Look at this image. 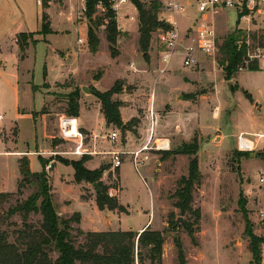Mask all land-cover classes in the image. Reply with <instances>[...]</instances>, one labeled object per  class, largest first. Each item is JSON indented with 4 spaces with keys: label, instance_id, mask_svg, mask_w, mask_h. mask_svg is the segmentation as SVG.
Returning <instances> with one entry per match:
<instances>
[{
    "label": "rangeland",
    "instance_id": "1",
    "mask_svg": "<svg viewBox=\"0 0 264 264\" xmlns=\"http://www.w3.org/2000/svg\"><path fill=\"white\" fill-rule=\"evenodd\" d=\"M125 6L128 5H124L119 10L120 14ZM103 14L102 9H100L99 15L103 16ZM197 15L195 7H191L188 8L185 15L178 18L181 34L187 32V28L194 22ZM219 16L216 18V23L219 24H216V27L220 45L236 29L231 30L225 27L234 26L237 13L230 11L229 18L225 22ZM212 19L211 14H209L208 20L213 21ZM136 24L139 27V18L131 30L129 42L124 50V58L119 62L120 67L124 66L127 69V66L132 69V38L136 37ZM240 30L244 32L247 40H251L250 34L255 33V31L247 29ZM191 34H193L192 30L188 37ZM37 35L47 36L40 32L27 35L26 40L29 47L36 45L35 37ZM104 35L106 36L105 33ZM152 36L151 43L154 42V45L153 47L150 45L149 51L152 48L153 52L151 56L149 52L148 57H152L153 60L149 62L145 60L144 53L138 49L137 58L133 61L136 66L146 61L149 68L155 71L156 69L160 70L164 65L160 59L157 34L154 33ZM187 42L185 40L184 44L186 45ZM42 48H44L43 45H37L29 61H26L25 67L30 70L31 78L28 75L23 76L24 81H20V84L19 78H17L18 72L12 63H6L5 66L0 67V110L6 114L5 123L4 121L0 122V196L4 195V197H0V217H4L3 224L0 223V233L6 231L9 234L10 242H14L13 231L21 228L22 219L19 215L10 218L7 212L19 202L27 199L34 191L33 186H28L21 193L18 192V183L21 180L19 159L28 158L23 156L21 151L37 150L38 152L41 150L43 155L31 156L30 166L32 170L42 169L39 157L44 159L46 167L52 164L50 170L45 168L48 177H50V172L57 163L65 165L66 161H72L67 159L68 156L64 155L62 151H58L52 146L51 141L60 140L58 138L51 139L53 136L59 135L61 138H66V143H64L67 144V148L74 149V152H81V155L77 156L82 158L85 154L80 148L81 143L86 139L85 133L68 117L60 116L62 117L60 118L55 115L57 113L63 114L67 109L68 96L65 92L69 90L68 87L71 83L66 81L65 84L58 85L53 89L45 85L43 90L51 93V97L45 103V108H42V96L34 91L33 85H42L45 78L44 63L41 60ZM104 49L105 54L111 56V51ZM196 56L209 61L207 68L199 66L198 70H195L196 67H184L183 54H176L169 65V69L159 79L155 88H157L160 102H167L169 98H178L182 92H194L191 96L199 99V103L194 106L197 111V116L194 117V126L199 127L203 133L197 130L192 138L176 142L172 154L171 152H169L170 154L158 152L151 163L152 169L149 177L142 171L137 173L135 168L129 164L122 167L120 180L123 193L121 199L130 203L132 210L127 208L129 212H133L130 220L137 224L147 219L143 214L150 210V194L142 183V178L146 179L152 188L156 201L155 208L157 211L161 210V214L168 221V226L162 231L165 242L161 264H180L177 244L183 251L185 264H250L253 256L251 240L246 233L245 218L249 221L253 233L259 237L261 230L257 223V212L263 193L258 186V174L264 168V143L258 145L254 152H250V154L247 152L244 156H240L241 152L237 149V139L241 134L256 139L255 135L264 133V70L260 67L261 72L252 73L246 69H240L235 79L227 81L219 64L220 54L215 60L202 53H197ZM114 62L115 59L111 61V59L104 58L100 61L109 70L113 68ZM104 67L99 68L93 75L97 77L98 74L103 73ZM211 68L214 70L212 71ZM64 70L58 67L52 70L50 75L53 79L61 80ZM112 79L113 75L107 74L100 87L109 89ZM235 84L239 87L237 90L233 89ZM125 86L129 87L128 85ZM214 86L220 94L215 92ZM88 88L93 94V88L91 86ZM244 91H247L251 98L246 97ZM79 92L81 95V90ZM208 96H210L209 99ZM115 98L118 97H113V99ZM260 101L262 106L257 109L255 104ZM24 108L28 111L36 110L38 112H32L33 115L22 114ZM152 108L151 106V112L154 109ZM169 108V106L160 108L159 114L166 115ZM47 110L50 115H47ZM154 113L156 116V110ZM215 114L219 118L218 120L213 117ZM33 116L34 118H44L45 122H43L44 120L42 123L36 122ZM252 117L256 118V124L249 122L248 119ZM57 118L60 119L56 128L54 120ZM247 120L248 128L246 127ZM10 123L14 125L10 126ZM93 125L98 127L97 122ZM217 127L224 135L223 138L221 133L216 135L214 132ZM111 128L117 129L113 126L109 127V129ZM123 135H126L125 132ZM122 138L120 134V142H123ZM78 141L80 146L76 148L79 144ZM194 142H197L199 146L196 156L201 174V183L195 186L192 192V208L193 210H200L201 214L198 222L195 221V215L186 214L182 216L180 210L174 206L177 201L174 194L178 189V182L182 177H187L189 171L191 156L185 153V147L190 148L189 146H193ZM36 144L39 146H37L38 148H36ZM251 154H254V157ZM156 160L160 161L159 165ZM69 169L71 170V168ZM110 174L111 176L103 184L110 187L109 194H113L111 196H116L118 189L117 173L110 172ZM89 186L87 193L94 192V187L90 183ZM57 187L58 194L56 197L63 198L66 196L65 189L59 185ZM242 201L243 205L240 204ZM179 217H182V222L176 225ZM29 222L39 225L41 216L31 215ZM171 224L173 225L170 226ZM261 258V264H264L262 254ZM143 264L151 263L145 259Z\"/></svg>",
    "mask_w": 264,
    "mask_h": 264
},
{
    "label": "crops",
    "instance_id": "2",
    "mask_svg": "<svg viewBox=\"0 0 264 264\" xmlns=\"http://www.w3.org/2000/svg\"><path fill=\"white\" fill-rule=\"evenodd\" d=\"M42 2L43 0H0V67L5 66L6 63H12L18 72L17 78H19L18 81L20 84V81H24L23 79L25 75L30 76V70L25 67L26 61H29L33 54V50L37 45H43L44 48L41 49V60L44 63L45 78L42 85H33L34 91L42 96V108H45V103L51 97L50 92H45V90H43L46 87L45 85H48V88L52 87L53 89L54 87L63 85L66 81H69L71 83L68 87L69 90L65 92L67 96L76 90H81L79 100L80 113L79 117L75 118L74 124L86 135V139L81 143L82 146L80 147L85 153L84 156L88 157L85 166L89 170L99 169L103 165L110 166V169L104 173L102 182L107 181L110 172H116L118 177L116 197L121 205L126 209L128 208L132 210L130 203L122 201L121 199V194L123 193L120 180L121 168L126 164L133 166L132 153L147 144L151 130L153 133L152 145L156 139L162 138L167 140L168 148L164 151H158L160 153L175 150L176 142L178 143L192 138L197 130L203 133L199 127L194 126V117L197 116V111L194 106L199 103V99L191 96L194 92L186 91L182 92L178 98H169L167 102H160L157 88H155V86L165 73L160 74L159 69L152 71L146 61L139 66H136L133 61L137 58L139 52L138 49H140L138 24H136V37L132 38V69L130 66H127L129 70L124 66L120 67L119 62L124 58V50L129 42L131 30L135 27V22H137L138 18V12L132 4H127L128 6H125L123 12L118 14L117 22L119 30L121 31L118 40L119 54L117 57L113 58L111 53V56H108L104 52L105 49L103 50V48H106L107 51L109 49V43L104 35V27H101L97 32L100 40L98 51L96 53L92 52L88 40L90 21L87 16L82 13V8L85 5L84 0H50L49 8L46 10V13L50 19L52 33L48 34L46 37L43 35H37L35 37L37 40L36 45L28 47L25 58L22 60L21 51L17 43L18 36L21 33L36 34L42 30V15L44 11ZM229 13L230 11H223L219 14L221 16H218L225 22L229 18ZM131 16H134L136 21H131ZM218 16L214 18L215 25H219L218 22L216 23V18ZM234 22V26L231 28H227L223 26V24L221 25L226 29L232 30L237 27L238 17ZM238 28L248 30L251 29V25L245 20H240ZM153 45L154 42L151 43V47H153ZM149 52V55L151 56L153 52L152 48ZM144 57L148 62L153 60L152 57L146 58V54H144ZM103 58L111 59V61L115 59L112 69H106L103 64L100 63ZM198 60L200 62V67L207 68L209 61L207 62L199 56ZM58 67L65 69L62 71L63 78L61 80L53 79L52 75H50L51 71ZM102 67H104V72L95 77L93 73ZM195 70H198V67H196ZM211 70L213 71L214 69L211 68ZM252 73H259V71ZM107 74H112L113 79L109 84V89H102L100 86ZM117 81H122L124 84L123 92L114 96L118 97L115 99H120L119 101L123 102V106L120 109L121 118L124 123L123 128L125 129L126 124L131 120H138V124L133 127L132 131L125 132L126 135H123L119 129H109L100 102L88 88L91 86L97 91L106 92L110 90ZM125 85H128L129 87ZM215 92L220 94L217 89ZM184 94H188V96H185ZM207 98L209 99L210 96ZM217 99L220 98L217 97ZM68 101L69 100L67 99V102ZM66 105L68 106V103ZM151 106L154 108H152V112L150 111ZM167 106L170 108L166 115L159 114L158 110ZM261 106V101L255 104L257 109L261 108ZM155 110L157 112L156 116L154 113ZM0 112L5 116V123L6 114L1 110ZM32 112L38 111H28L25 108L22 109V114L33 115ZM48 112L49 111L47 110L46 113ZM47 115L50 114L48 113ZM55 115L59 117H68L65 112L63 114L57 113ZM213 117L217 120L219 119L216 114L213 115ZM60 118L54 120L56 128L59 124L58 122ZM34 120L41 123L44 120L43 122H45L44 118H34ZM248 120L250 123L256 124L255 117H252L251 119L249 118ZM248 120L246 121L247 128ZM95 122H97L98 127L93 125ZM9 125L12 126L14 124L10 123ZM197 125L199 126V124ZM235 126L238 127V125ZM113 131H117L119 135H122L123 142H120V137L115 143H112L109 140V136ZM218 131L219 129L217 127L214 130L216 135H220V133L222 134L221 131ZM221 136L222 138L224 137L223 134ZM54 138L63 140L56 145L54 144V141H51V143L58 151H62L64 155H67V159L73 161L81 158V156H77L81 155V152H74V149L67 148V144H65L66 138H61L57 135L53 136L51 139ZM78 143L79 144H77L76 148L80 146L79 141ZM37 146L38 145L36 144V148L39 147ZM21 152L24 154L23 156L28 157L29 161H31V156L43 155L41 150L38 152L37 150H22ZM158 152L150 151L147 153L150 159L144 164L141 171L148 177L151 174V163L154 160L153 158L157 156ZM114 153L121 154L120 158L122 164L119 167H115L114 165ZM156 163L159 165L160 161L156 160ZM69 168H71V170ZM72 169V166L57 163L53 167L50 172V177L48 178L50 185L52 186L53 201L57 206L58 214L66 218L72 217L75 214L80 215V223L75 225V227L80 228L84 232L134 231L140 234L147 229L162 232L168 226V221L166 217L161 214V210L157 211L155 208L156 201L154 192L152 188H150L146 179L142 178V183L150 194V210L147 211L148 213L146 212L143 214V216L147 218L146 220L144 219L142 222L134 224L130 220L133 212H129L128 209L126 213L100 210L96 203V189L94 188V192L87 193V189L90 187L89 183H76L74 179L75 171L73 169L72 172ZM42 170L43 167L39 170L34 169L32 172L39 173ZM57 185L65 189L66 196L63 198L56 197L58 194ZM84 196H88V198H84Z\"/></svg>",
    "mask_w": 264,
    "mask_h": 264
},
{
    "label": "trees",
    "instance_id": "3",
    "mask_svg": "<svg viewBox=\"0 0 264 264\" xmlns=\"http://www.w3.org/2000/svg\"><path fill=\"white\" fill-rule=\"evenodd\" d=\"M86 5V16L90 21L88 32L89 46L93 53L98 51L100 40L97 32L101 27H105L106 40L109 43V49L113 58L117 57L118 40L121 31L118 27L117 14L112 8L110 0H84ZM138 12L139 18V45L141 51L148 53L153 38V34L158 29L169 30L170 25L159 20V13L162 8L160 0H130ZM50 0H43L42 15V34H51V23L46 10L49 8ZM100 9L103 16L99 15ZM240 18H238L237 27L229 34L219 46L220 61L225 80L235 79L240 69H246L250 72L261 71L257 61H249L248 51L257 46H263V36L259 32L250 34L253 43L251 46L246 44L244 32L238 28ZM27 35L21 33L18 36L17 43L21 51L23 60L29 43ZM241 42V46L238 43ZM237 84L233 86L237 90ZM124 90L122 81H117L115 85L106 92H100L93 89L94 96L101 104L102 112L105 116L108 127H116L124 134L126 131H132L138 124V120H131L126 124L121 118L120 109L123 102L113 99L115 95L121 94ZM80 90H76L68 96V107L65 114L68 118L79 117L80 113ZM246 97H250L247 91H244ZM251 98V97H250ZM63 140H55L58 144ZM190 148L185 147V153L191 156L189 171L187 177H182L178 182V189L174 194L177 199L174 206L180 210V215H195V221L201 218L200 210H193L192 192L195 186L201 183V174L199 162L196 156L199 146L194 142ZM172 154V151H170ZM170 154L169 152H162ZM247 152H241L244 156ZM250 154V153H249ZM88 157H82L80 160L66 161L65 165L72 166L75 174V182L98 184L96 189V203L100 210L118 211L126 213L127 209L120 204L116 196H110V187L102 182L104 173L109 166H101L96 170H89L85 164ZM43 170L39 173L32 172L28 158L19 159V173L21 180L18 183V192L28 186H33L34 191L27 199L19 202L15 207L7 212L8 217L19 215L22 219L21 228L13 231L14 242L9 241V234L6 231L0 233V264H143L148 259L151 264H161L163 255V245L165 242L163 233L147 229L142 233L134 231L127 232H84L75 225L80 223V215L75 214L66 218L58 214L57 206L53 201L52 186L50 185L46 173V161L40 158ZM111 175H109L110 177ZM0 197H4L1 195ZM88 198V196H84ZM243 205V201L240 202ZM31 215H40L41 222L34 225L29 222ZM246 219V233L251 240V252L253 260L250 264H261V244L263 239L257 237ZM4 217H0V223L3 224ZM171 224L170 226H172ZM180 264H185L183 251L179 244Z\"/></svg>",
    "mask_w": 264,
    "mask_h": 264
},
{
    "label": "built area",
    "instance_id": "4",
    "mask_svg": "<svg viewBox=\"0 0 264 264\" xmlns=\"http://www.w3.org/2000/svg\"><path fill=\"white\" fill-rule=\"evenodd\" d=\"M145 1L148 2L149 0ZM160 2L162 3V8L159 13V20L171 26L169 30L158 29L155 32L160 48V59L164 65V67L159 70L160 74L167 72L168 65L173 57L179 53L183 54L184 67H199L200 62L196 56L197 53H202L208 58L215 60L219 54L220 42L218 40L214 18L223 11H235L240 20L249 22L251 29L248 30L259 32L261 36H263L264 44V0H160ZM110 3L117 16L120 14L119 10L122 9L124 5L132 4L130 0H110ZM191 7H195L198 15L190 27L187 28V32L181 34L178 18L185 15L188 8ZM86 11V5H84L82 13L86 15ZM209 14H211L213 21L208 20ZM130 20L136 21V18L131 16ZM191 30L193 34L188 37ZM185 40L188 41L186 45L184 44ZM251 43H253L251 40L246 41V44L249 46H251ZM238 45L241 46V42H239ZM248 57L249 61H257L264 70V45L250 49L248 51ZM69 119H71V122H75L74 119ZM4 120L5 116L0 112V122ZM255 136L256 139H251L245 137L243 134L239 135L237 139V149L240 152H254L258 145L264 143V133ZM119 137V133L113 131L109 136V140L115 143ZM152 139L153 133L151 130L147 144L132 153V163L137 173L141 172L144 164L150 159L147 155L148 152L164 151L168 148L166 139H156L153 145L151 144ZM120 155L119 153H114L115 167H119L122 164ZM51 168L52 164L46 167L47 170ZM258 186L263 193L260 208L257 212V223L261 230L259 237L263 239L261 254L264 258V168L258 174ZM111 195L112 194H110V196Z\"/></svg>",
    "mask_w": 264,
    "mask_h": 264
},
{
    "label": "water",
    "instance_id": "5",
    "mask_svg": "<svg viewBox=\"0 0 264 264\" xmlns=\"http://www.w3.org/2000/svg\"><path fill=\"white\" fill-rule=\"evenodd\" d=\"M252 157H254V154H251ZM93 187L96 188V189H99L98 187V184H93ZM182 222V217H179L177 222H176V225H179L180 223Z\"/></svg>",
    "mask_w": 264,
    "mask_h": 264
}]
</instances>
